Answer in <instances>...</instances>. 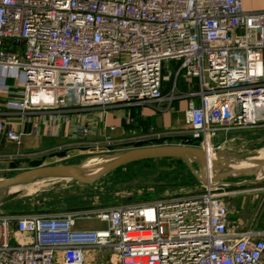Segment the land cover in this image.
Returning <instances> with one entry per match:
<instances>
[{
  "label": "built area",
  "instance_id": "obj_1",
  "mask_svg": "<svg viewBox=\"0 0 264 264\" xmlns=\"http://www.w3.org/2000/svg\"><path fill=\"white\" fill-rule=\"evenodd\" d=\"M1 71L16 82L0 84L5 107L22 114L160 112L185 99L187 141L212 150L217 137L264 126V10L246 11L242 0H0ZM9 126L0 120V137L19 145L24 132ZM68 133L93 131L83 119ZM208 178L201 193L150 202L0 214V264H85L87 248L110 250L118 264H264V231L229 226ZM89 218L105 228L74 229Z\"/></svg>",
  "mask_w": 264,
  "mask_h": 264
},
{
  "label": "rangeland",
  "instance_id": "obj_2",
  "mask_svg": "<svg viewBox=\"0 0 264 264\" xmlns=\"http://www.w3.org/2000/svg\"><path fill=\"white\" fill-rule=\"evenodd\" d=\"M164 68L163 73H166ZM178 86L180 89L184 88L180 83ZM178 113L182 114L183 111L180 110ZM185 129L182 119L174 128L156 130V132L163 136L160 137L163 138L162 144L191 145L187 143ZM113 131L104 130L99 137L90 138V135H86L76 139L74 144H64L61 149L67 148L68 151L63 157H45L42 164H83L85 169H90L108 160L109 155L132 148L133 142H146L143 145L156 144L153 141L154 136L148 132L132 133V130L129 135L122 137V140H115L114 136H111ZM246 132L235 134L225 140L226 142L223 141L222 136L217 137L212 141V146L214 149H225L231 155L246 159L264 151V131L252 134ZM105 136L110 137L109 142L104 140ZM36 155L34 159L41 158L39 154ZM194 167L206 183L209 180L208 172L211 171H198V168ZM28 168L29 164L26 162H20L15 167H10L9 163L5 162L0 179ZM194 170L193 166L190 167L183 161L151 160L116 169L90 185H80L63 179L43 180L41 184H33L19 190L21 193L17 198L0 205V214L90 211L117 205L150 202L179 192L201 193L205 190L206 184L197 180ZM226 171L236 175L245 170L228 167L223 169V172ZM210 179L216 183L214 186L219 187L218 192L224 194L222 200L228 210L227 221L233 223L235 229L244 230L243 227L264 229V173L254 177L226 178H218L216 174L210 173ZM87 222L89 221L85 223Z\"/></svg>",
  "mask_w": 264,
  "mask_h": 264
},
{
  "label": "crops",
  "instance_id": "obj_3",
  "mask_svg": "<svg viewBox=\"0 0 264 264\" xmlns=\"http://www.w3.org/2000/svg\"><path fill=\"white\" fill-rule=\"evenodd\" d=\"M242 6L246 11H261L264 10V0H242ZM0 84L11 88L16 85V82L13 77L8 76L7 72L1 71ZM182 89L184 90V88ZM9 97L11 96L8 93L0 90V120L6 121L10 124L9 127L17 132H24V135L19 145H15L4 137H0V173L3 170L5 162H8L9 165L10 163L17 162L16 165H18L20 162L28 163V161L40 159L43 161L45 157H63L66 151H68L67 148L61 149L64 144L71 145L76 141L69 137L68 131L71 123H79L83 119H86L93 131L90 134V138L101 136L104 125L113 126L114 131L111 133V136H114L115 140H122V137L129 135L132 130V133H145L148 132L149 127H153L155 131L174 128L183 119V113L180 114L178 111L186 109V100L183 99L172 102L169 109H162L160 112L156 111L153 105H150L145 107H127L124 109L115 108L110 110L105 116L100 114L96 109L90 110V113H68L64 110H59L22 114L5 107V102ZM161 106L164 108L165 103H162ZM129 117L134 119V123H129L127 120ZM249 131L229 134L227 139L242 132L252 134L264 131V126L252 130V132ZM62 151L65 154L58 156L57 153ZM261 152L263 151L259 153ZM36 154H39L41 158L34 159L37 156ZM86 221L89 222L86 224ZM228 225L233 227V223L231 222H228ZM104 228L105 223L95 218L77 219L74 224V229L76 230H101ZM243 229L245 228L243 227ZM257 229L264 231L260 227ZM28 240L29 237L26 234L11 235V241L13 242H25ZM82 256L85 264H118L116 256L105 248L84 249Z\"/></svg>",
  "mask_w": 264,
  "mask_h": 264
},
{
  "label": "water",
  "instance_id": "obj_4",
  "mask_svg": "<svg viewBox=\"0 0 264 264\" xmlns=\"http://www.w3.org/2000/svg\"><path fill=\"white\" fill-rule=\"evenodd\" d=\"M69 96L71 97V101H73L70 93ZM153 141H155L156 144L143 145L146 142H133L132 148L109 155L108 157L110 160L108 162L90 169H85L83 164L43 165L42 159L28 161V169L18 171L11 176L0 179V205L14 200L20 195L21 191L8 192L11 187H20L35 181L50 179H63L73 181L80 185H90L116 169L142 161L164 159L179 160L190 167L193 166V170L195 169L194 166L198 168V171H206L210 168V173L216 174L218 178L237 176L254 177L259 173H264V162H260L254 167L247 168L244 172H238L236 175H233L229 171L223 172V167L227 168L228 165L242 159V157L229 154L225 149L205 150L188 144H162L163 138L154 139ZM187 143L190 142L188 141ZM64 154V151L57 153L58 156H63ZM16 164L17 162L10 163V167H15ZM87 170L95 172L91 175H85L84 172ZM194 172L197 180L205 184L202 175H199L196 170H194Z\"/></svg>",
  "mask_w": 264,
  "mask_h": 264
},
{
  "label": "bare ground",
  "instance_id": "obj_5",
  "mask_svg": "<svg viewBox=\"0 0 264 264\" xmlns=\"http://www.w3.org/2000/svg\"><path fill=\"white\" fill-rule=\"evenodd\" d=\"M110 159L104 161L102 164L108 162ZM263 163L264 162V151L249 158V159H246L245 157H242V159L238 162H233L232 164L228 165V167H232V168H237V169H241V170H246L247 168H251V167H254L256 166L258 163ZM100 164V165H102ZM220 169V168H219ZM224 169V167H223ZM94 170V169H93ZM221 170V169H220ZM206 171H211L210 168H208V170ZM95 171H85L84 174L85 175H91L93 174ZM42 183V180L41 181H35V182H32V183H29V184H25L23 186H20V187H11L9 188L8 192L10 191H19V190H22V189H25L26 187L28 186H31V185H36V184H41ZM207 185H210L209 183V180L205 183Z\"/></svg>",
  "mask_w": 264,
  "mask_h": 264
},
{
  "label": "trees",
  "instance_id": "obj_6",
  "mask_svg": "<svg viewBox=\"0 0 264 264\" xmlns=\"http://www.w3.org/2000/svg\"><path fill=\"white\" fill-rule=\"evenodd\" d=\"M164 160H172V159H164ZM176 161H179V160H176Z\"/></svg>",
  "mask_w": 264,
  "mask_h": 264
}]
</instances>
